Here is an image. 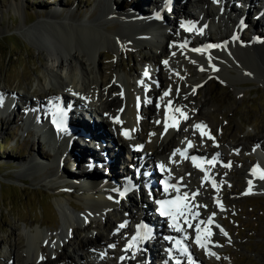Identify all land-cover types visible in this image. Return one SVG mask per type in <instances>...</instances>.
Here are the masks:
<instances>
[{"label": "rangeland", "instance_id": "374dc122", "mask_svg": "<svg viewBox=\"0 0 264 264\" xmlns=\"http://www.w3.org/2000/svg\"><path fill=\"white\" fill-rule=\"evenodd\" d=\"M15 1L0 0V87L27 92L31 96L37 95L35 100L42 99L44 103H46V101H44L45 98L43 99V96L46 95V93L40 91L39 87V91L33 90L35 88L33 85L36 82L37 76L41 74L44 67V54L41 49L34 45L37 40L30 33L33 24H38V21H46L54 26H65L66 23H70L71 21L77 23L80 19H82V21L80 20L82 24H88L86 22L94 17L97 19V21H95L97 24L95 25H99V28L101 27L103 33L110 37L115 36L116 34L121 36L128 35V40L132 41V39H130L132 36L141 38L146 33V31L138 29L137 26L141 28V23H143H139V20L148 16L152 17L153 15L145 8V6L148 7L149 0H116L120 3L119 5L121 8L138 7L137 4L139 3L142 5L147 14H141L135 17V21H132V17L130 16L128 18L125 17L124 14L121 18L117 19L114 18L117 16L116 13H114L113 18L109 17L107 15L108 10L106 9L109 5L108 2H105L106 0H59L60 3H57L58 0H49V4H46V0ZM109 1L111 2V0ZM10 2L16 4L18 7L17 11L9 6L11 4ZM67 3H69V6L73 4L74 9H76L74 14L70 11L67 12V14L72 16V19L69 15L60 13L47 16V13H50V9L57 4L64 6V13H66V10H68L69 7ZM185 3L186 0H180V3H178L177 6L180 7L181 4L184 5ZM23 5L24 7H22ZM256 6H258L257 2ZM102 7L106 13L105 17H108L107 21H103L105 17H102V15L98 16ZM191 8L194 9V6ZM122 12L124 13V11ZM158 16L161 17V15H157V17ZM100 17L102 18L100 19ZM58 20L62 21L59 22ZM98 20H101V22H98ZM157 20L161 27L166 28V21H170L174 24L176 20L175 11L173 14L169 13V15L165 13L161 19ZM262 20L263 18L260 19V22ZM134 22H137L138 25ZM105 23L111 24V26L109 27ZM260 25L261 24H257V26ZM215 28L213 29L217 32L220 31L221 27H219L218 30ZM160 32L162 33V31ZM210 35L212 36L211 33ZM215 35L216 34H214V36ZM52 36L54 38L57 37L56 35ZM256 39H258V37H256ZM240 41L241 40L239 39V43ZM168 45L171 47V44ZM141 47L142 46H140V48ZM150 49L155 53L161 50V47L152 48L151 45L145 44L140 51L133 49V47H128V49L125 47L120 54L124 50H128L127 52H123L119 56H116L115 54L108 56L106 52H110L109 46L108 44H104L100 49V52L103 53L100 56L102 57L105 67L109 68V73H112V77H115L116 72L120 74L127 73V76L130 78L134 77L136 80L137 74H134V70L135 73L136 70H139L138 64L141 61V57L150 55ZM218 54L222 55L221 52H218L213 56V67L217 68L220 66L218 62ZM237 55V59H240L241 64L238 65V71L233 70L231 72L235 77L228 73L226 74L225 72L223 73L225 77L222 76L219 79L218 73H216V70L213 68V72L210 73L212 75V81L208 87L201 86L196 94V88L192 87L189 83L192 70L197 67L195 66L198 60V57L196 58V56L190 55L189 57L192 60V63L189 62L184 68H173V70H171L168 68L169 66H165L163 69V77L162 79H159L163 85L165 83L166 89L169 93L168 96L172 97L178 95L180 98L181 96L179 92H182L184 89L186 90V94L183 95L188 97L186 102L180 100L177 102H180L184 116L186 115L189 120L185 119L181 122L179 127L181 128L183 125L184 126L181 131L179 130V132H177L184 137L194 133V128L198 121V117H194V115L196 114V109L199 105L198 107H201L199 117L206 119L203 120V123L207 128H211L215 135L212 139L207 140V146H211L212 140L217 139L220 142L219 147L222 149L223 154H225L223 159H226L228 155H234L232 156V166L225 174L228 175L229 178L221 183V194L224 193L221 198L223 204L219 207H215L213 205V202H216L215 199H213L215 192L208 191L206 188H201L200 196H202H199V199L201 200L199 205L200 209L202 211L215 209L217 214H221V217H224V220L227 223L226 231L228 232V238L225 240L221 236H218L217 230L213 231L208 237V244L212 241L211 245H214V253L221 252L222 258L214 259L213 255L208 252L206 246H195L199 257L201 256L202 264H264V187L258 186V191L255 193L248 192L243 197L237 196V193L246 186L244 176L247 167L250 164L257 162L256 157L252 156L254 150L253 144H257L256 142L259 141H264V64L259 61L257 55H252L251 53L247 55L239 52ZM103 57L105 58L103 59ZM209 60L212 61V58ZM114 61H117V68L113 67ZM193 66L195 67L192 68ZM220 70L223 71L224 69L221 68ZM181 73L182 79L179 77V74ZM187 73H189L190 77L187 76ZM50 91H53V89H50ZM114 93H116V91H114ZM9 106L11 111L16 114L18 107L12 100ZM22 111L23 108L19 107V116L17 118L4 117L2 119L0 116V246L2 249H6L8 244V247L15 248L14 252H18L22 256H25L28 251L26 239L27 242L30 240L31 230L39 228L44 233H47V235L59 231V215L53 210V204L55 201L58 200L63 207L65 205L64 208L67 207L64 202V199H67V197H60V199L56 193L53 194V191L55 190L48 187V184H50L48 183V180L50 179V182L53 180L55 185L62 184L61 189L68 188L80 192L81 189L85 187V184H82V180L86 182L87 180L92 179L91 177H95L94 180L97 181L94 182L98 183V181L102 179L98 178L99 175H101V173L105 175L106 168L95 167V165L91 163L94 167H88V173L80 172V166H78L75 161L78 150L74 147L83 148L81 144L82 140L87 139L85 136L83 138L78 137L77 142L80 143L79 146L77 145V142L75 144L73 143V137L70 138L65 134L67 137L68 150L66 149V151H63L61 150L62 148L59 147L56 149L53 156L55 158H45V156L51 157V153H49L52 152L51 143L50 141H47L46 144L42 143L34 134L24 136V128L19 126L17 120L23 116ZM152 117H154V115ZM230 118L231 121L229 122ZM83 122L85 123L86 121ZM86 123L85 125L88 124ZM110 130L112 132V128ZM234 131L238 134H236V137L232 136ZM114 133L116 136L117 130H114ZM205 135L210 136L208 133ZM253 136L256 137L252 138ZM220 137H222V140L219 139ZM108 140L115 148V140L111 137ZM223 142L227 144H223ZM29 143H32V145ZM259 148L260 147H258V150ZM59 152H61L59 161L62 160V162L60 166L59 164L57 165V168L63 167L65 168V172L70 171V174L73 170L76 175L77 173H81L80 176L77 175L78 179L71 180V182L76 185L73 188L66 186L71 185L72 183H66L63 178V176L70 177L73 174L62 175L56 173L58 170H55L56 161L54 162V160ZM262 152L264 153V151ZM70 155L73 156L72 161L69 160ZM101 158L103 159V156ZM156 158V156H153L154 162L156 161ZM39 163L40 165H38ZM122 165L126 168L130 166V163L125 162ZM85 167L86 164H82L80 169L83 170ZM216 172H219V170H216ZM220 175L221 173L219 172L218 176ZM261 175L262 172H259L257 177L259 178ZM229 180L231 181V187L227 185ZM254 180L252 178L249 179L252 184ZM103 181L107 182V180ZM78 185L81 186V189H78L80 188ZM89 185L98 187L95 186L94 183H89ZM254 185L258 184H253V188L256 187ZM51 187H54V185ZM92 205L93 206L90 207L91 216H89V218H92L91 227L89 229H80L81 233L78 231V237L72 238L69 236L67 237L68 239H64V249H62V251H57L59 253L65 252L71 255V257L68 255L69 259L67 260V264H78V258L76 255H80L84 260H88L87 263L90 264V256L87 253L78 252V241L86 243L90 237L97 235V240H100L98 241L99 243L98 246H96L95 251L102 252L104 250L102 241H106L107 236L106 232L101 229L102 226H104V220H97L96 218L100 215L99 213L103 211L92 213L96 208L94 204ZM49 208H52L53 212H51ZM109 210L112 211V215L109 217L110 224H114L119 220V216L117 212L113 213V209ZM75 211L78 210L75 209ZM96 223H99L100 226L97 227ZM75 229H77L76 226ZM69 232L67 231L66 233L68 234ZM66 233L64 231V235ZM62 237L63 236L61 235L60 238L62 239ZM18 239H21L22 241L20 245L17 244ZM117 239L118 238H115L114 241L116 242ZM50 243L52 244V242ZM160 249L161 246L159 250ZM50 254L51 252L49 255ZM15 255L16 254L11 257L12 260L15 259ZM111 258V254H108L104 259L101 258L100 260L103 261H100L98 264H116V261H112ZM141 262L143 264H150L151 262V264H160L159 258L155 259V255L151 258L147 256L141 258ZM17 263L18 262L14 261V264ZM127 264H131V260Z\"/></svg>", "mask_w": 264, "mask_h": 264}, {"label": "bare ground", "instance_id": "6f19581e", "mask_svg": "<svg viewBox=\"0 0 264 264\" xmlns=\"http://www.w3.org/2000/svg\"><path fill=\"white\" fill-rule=\"evenodd\" d=\"M149 1H151V0H149ZM173 1H174V3H172V4L169 2V0L164 1V3H166V9H169L171 14H173L174 11L176 10L174 7L175 4L180 3V0H173ZM199 1H201V0H186V3L184 5L181 4L179 7L182 11H184L185 16H187L189 18L191 17V19H193L194 24L196 26L192 29H195L197 27L198 33H200L198 31V27L204 25V23L202 21H199L196 18V16L190 15V14L188 15L187 10H186V5L190 4L191 6H198ZM259 1L261 2L260 5L256 6V0H244L243 5L246 6V9H244L242 7H240L241 9H238V6L241 4L240 0H235V1L234 0H225L226 6L224 4V7H226V10L223 11V13H226L227 11L231 12L233 14L238 12L239 13L238 15H243V17H238V18H241L242 20H244L246 17L251 18L253 16V12L259 11V13H261L260 16L264 17V11L263 12L260 11L263 0H259ZM105 2H108L109 6L106 7V9L108 10L107 15L111 18H113L114 13H116L117 16L114 17L115 19L121 18V16L124 14L125 17L128 18L130 16V17H132V21H135V17H137L141 14H143V15L147 14L146 10L142 7V5H140V3L137 4L138 7L134 6V7H130V8L129 7L121 8L119 5L120 3H118L116 0H111V2L109 0H106ZM46 4H48V0H46ZM151 4L152 5L160 4V1L154 0V2H152ZM215 5L216 4H213L211 7L209 4L208 5L209 7L204 9V11H205L204 13H206V15H207L210 12H212V8ZM10 6L14 10H17V8H18L15 3H11ZM145 8L147 10L151 9L150 7L148 8L146 6H145ZM122 9H125V10H122ZM194 10H195V7H194ZM122 11H124V13ZM52 13H54L53 10H52ZM156 14L161 15L160 12L156 11L152 15V17H150V16L146 17V21L141 23V29L146 31V33L147 32L151 33V34L157 33L156 32L157 31V28H156L157 25L154 23L153 17H156L157 19H161V17L160 16L157 17ZM162 16H164V14H162ZM178 16H179V14H178ZM101 18L102 17H100V19ZM107 18H108L107 16L105 17V19L103 18L104 19L103 21H107ZM254 19H256V20H254ZM254 19L252 21L253 31L254 32H258V31L263 32V30H261V26H257V24H260L259 18L256 17ZM98 22H101V20L100 21L98 20ZM134 23L138 25L137 22H134ZM158 24L160 25V23H158ZM165 24H166V29L168 30V32L174 30L178 34V36H180V39L177 40V39H174L171 34H168L167 37L162 35L163 37L166 38V40H167L166 43H172V48L168 49L167 47H165L164 53L165 52H168V53L173 52L172 56L181 59L180 60L181 66L180 67H176L175 65L174 66L177 69L186 67L188 65L189 61L185 56L189 55V52H191L192 55H195L196 58L198 57L200 59L199 61H197V63L194 61L196 63L197 67H196V69L192 70V73L190 75L191 79L189 80V83L192 84L193 87H196V85L208 87V85L212 81V79H211L212 75L210 73L213 72L212 71L213 68H214V70H216V73H218L219 78H221L222 76L225 77V75H223V73H225V72H226V74L228 73L229 75L235 77V75H232L233 73H231V72L233 70L238 71V65L241 64L240 59H237L238 52L239 53H245L247 55L249 53H251L252 55H257L259 61L262 64H264V45L263 44L260 45L256 39H252L251 37H248L247 39L242 40L241 39L242 36L241 37L237 36L235 38V40H230V39L225 40L224 46H222L220 48V50H222V53H223L220 56V61H219L220 66H219V68L213 67L212 62L209 60V57L213 53L217 52L218 49H216L214 51H210L209 53H204L202 51H200V52L194 51L193 49H190V47H194V46H196V44H193V40L188 37V35L186 34L184 29L179 30V24L176 23V20H175L174 24H172L170 21H166ZM57 26H59V27H57ZM161 31L163 33L164 30H161ZM30 33L37 40V42H35L34 45L37 48L41 49L42 53L44 54V67H43V70L41 71V74L37 78V85H38L40 91L46 93V95H44L43 97L47 96L50 100H52V103L51 104L48 102L44 103L42 99H39V100L32 99V96L29 95V93H27V92L19 93V92L14 91V90L7 89L8 91H10V93L14 92L13 94L16 95L20 101H23V104L28 103L30 105V107H44V106L48 107V106H50L48 108L49 112L46 114V116L49 120H52V117H53L52 115L54 113L55 106L59 103L60 98H62L63 100H65L66 98L73 99V97H75V95H74L75 94V91H74L75 86L80 87V86H83V84H84L83 90L80 91V93H79L83 97L82 101L79 100L77 97H75L74 101L77 103H79V102L82 103L85 107L90 108L91 110L96 112L98 114L97 116H100L98 126L102 128V131L100 134L95 136L96 139H99V140H103V138L109 139L111 137V135L109 134V133H111L110 129L113 126L114 128L118 129L116 141H114V144L120 143L122 141L121 136L119 135L120 128L117 127L116 125H112L109 122L108 117L114 116L117 113H122L123 118L126 120V125H128L129 121H133V119L131 117H129V113L131 112V110H133V109L138 110L139 109V112H140V117L138 118L139 119V123H138L139 130H138V132H136L133 135V137L137 140H140L141 142H143L145 144V149L141 153L140 160H142V159H146V160L144 162V165H142L141 170L144 171V169L146 167L148 168L147 172H144L143 175L147 174V176H150L149 183L151 185H154V182L151 178H153L152 176L155 175V173H154V171H152L151 167L148 166V161H149L151 156L158 157L159 153L168 152V156L170 157V165H171L170 169H169V174H174L175 177H177L179 175H183V173H186V172H188V174H193L195 172V169L190 168L185 162H183L176 155H172V151H176L177 149L185 148V147L189 146V144H187L186 142L181 141V140H183V137H180L179 140H177L173 136L172 132H173V129L175 127L173 125H176L177 119L173 123V125H170L169 128L164 133H163V126L161 123L162 115H161L160 123H157L156 121H150L149 120V115H152L153 111L156 110L155 105L158 104L162 100V98L160 96H161V93H163V90H164L163 87H160L157 90H155V88L151 89V94L154 97L155 102L150 107H148V112H145V110H144L145 105L143 103L141 106H139L137 104V101L139 99L140 100L143 99V97L141 95L142 92H139L137 90V88L142 84L141 81L138 80L139 76H137L136 83H135L133 81H130L129 79H131V78L129 76H127L126 74H120V73L116 72L115 74H117L118 76L120 75V77L122 78V80L125 81L126 84L122 87V93L121 92L114 93V91H117L120 89V85L115 83V82H110L111 76H113V75H110L109 68L105 67V65H104L102 57L100 56L103 53L100 52V49H101L102 45L108 44L110 52H106V54L108 56H111L112 54L119 56L122 49H124L128 45L125 42L129 39L128 35H122L121 36L119 34L118 35L116 34L115 36L110 37L109 35L102 32L101 27L99 28V26H96L95 24L91 25L90 23H89V25L88 24H82L80 20L77 23L71 21L70 23H66L65 26H63V25L54 26V25H51L49 22H46V21H38V24H33L31 26ZM52 35H56L57 37L54 38ZM224 36H225L224 33L222 35H219L218 40L224 39L227 35L225 37ZM143 37L137 38L136 36H132L130 38V39H132V41H130V42L135 43L136 46H138L137 48H140V46H142V45H144V43L146 44V42H148ZM227 37H229V36H227ZM200 39H201V41L198 38V41H197L198 44H201V42H203L206 39L207 40H210V39L213 40V37L210 35L209 30L207 28H205V32H203L202 35L200 34ZM239 39L241 40L240 43H239ZM196 49H200L199 46ZM104 56H105V54H104ZM151 56H152L151 57L152 60L154 62H156V64L158 65V72H157L158 76H157L156 81H159V79H162V77H163V69H164L165 63L161 59V57L156 55L155 53L151 52ZM182 56H183V58H182ZM104 58L105 57H103V59ZM116 62L114 61V65H113L114 68H117ZM221 68H223L224 70L221 71L220 70ZM201 69H203V70H201ZM171 70H173V69H171ZM61 74L66 75L68 78L65 86H69L68 91L71 94H73L72 97L62 94V90L64 89V86H63V81L60 77ZM81 76L84 77L83 80L80 79ZM112 78H114V77H112ZM144 82H147V80L143 81V83ZM50 87H54V91L49 92L48 88H50ZM101 87H103V88L100 89ZM91 89L93 90L94 93L90 96V95H88V91H90ZM184 94H185V92H184ZM35 96H37V95H35ZM87 97H89L88 101H86ZM147 101H149L148 97H147ZM169 101H171V99H168L165 102V104L166 103L169 104ZM177 105H179V102L171 101V104H169L170 107L171 106L176 107ZM121 106H123V107L120 108ZM164 108H165V105H164ZM199 110L201 111V107H198V111ZM105 111H109V112L115 111L116 113L108 114L107 117L105 118ZM157 116H160V115L158 114ZM62 117H63L62 115L59 116L57 118V121L58 122L62 121ZM138 119L135 118V121ZM199 121H201V120H199ZM230 121H231V118L229 119V122ZM136 123H137V121H136ZM96 126L97 125H95V126H91L88 124L85 125V123L83 121H81L77 118H73L72 122H71V128L69 131L66 132V135H68V137L71 138L74 135H76L75 130H78L79 134H78L77 138L73 141V143L75 144L77 142L78 137L83 138L85 136L86 138H88L85 130H88V129L90 130V128L94 130V128H96ZM107 127H108V130H107ZM261 129H263V128H261ZM236 134L237 133H235V131H234L232 133V136L236 137ZM255 137L256 136H253L252 138H255ZM257 137H259V136H257ZM190 139H191V137H190ZM95 142L97 144H99L98 141H95ZM108 142H109V140H108ZM29 144L32 145V143H29ZM262 144H264V141L262 142ZM77 145L80 146V143L77 142ZM228 145H229V143H228ZM230 145H231V142H230ZM232 145H233V143H232ZM74 148H76V150H78V152L76 153L75 161L77 162L78 166H80V168H81L82 164H86L87 162L90 164L93 163L95 165V167L97 166L96 162H98L100 164L101 168L102 167L106 168L105 175L103 173H101L102 179L99 181V182H101V186H98V187L93 186L94 189L91 192H100L101 196L104 197L105 201H107V202H111L112 200H114L115 197H113V194L111 191L112 189L109 188V185L113 184L112 188L116 187L114 185L113 181H115L114 178H115L116 173L119 172V167H120L119 162H121V159L122 160L124 159V161H125V157H121L119 155V151H118V155H115L112 148H107V149L103 150L101 153H97V152H95L94 149H92V148L88 149L87 147L82 148V147H76L75 146ZM209 151L213 152L214 156H221V150L217 147H210ZM213 153H210V155H212ZM90 154H94L95 157L91 156ZM105 155H107L108 158H105ZM60 156H61V152H59L58 155H56L55 160L53 159L54 162L56 161L55 170L59 169L56 173H60L62 175H64V174L71 175L70 172H68V173L65 172V170H64L65 168H63V167H61L62 169L57 168L58 161H59L58 158ZM102 156H103V159L101 158ZM69 160L72 161L73 156L70 155ZM157 161H159V159H157ZM39 165H40V163H39ZM213 165L214 164L206 167V170H209L211 172V174L214 173ZM182 167L184 168V172H181ZM111 168H113V169H111ZM255 168H257V171L255 174H249V173L247 174L248 178H250V179L252 178L253 180L255 179L254 180L255 182L253 181V184H255V183L258 184V185H254L256 187L253 189L252 188L253 184L250 183L248 180V182H247L248 184L246 185V187L249 188V191H251L252 193L253 192L255 193L256 191H258V189H257L258 186L264 187V179H261V177H259V178L257 177L258 176L257 172L261 171V170L263 171L264 167H263V165H261L258 162L255 165ZM82 171H85V169H83ZM82 171H80V172H82ZM126 172H130V171H127V169H126ZM77 175L80 176L81 173H77ZM261 176H264V174H262ZM255 177H257V178H255ZM66 178H69V177H66ZM103 180H107V182H104ZM182 182H185V181L182 180ZM200 182H202L201 179H200ZM48 183H50V186L54 185L53 180H52V182L49 181ZM71 183L73 185L72 184L71 185L65 184V185L68 187H71V188L76 186L73 182H71ZM89 183L93 184V179H89L86 182L84 180H82V184H85V186H91V185H89ZM106 183H108V185H106ZM78 187H80L78 189H81L80 185H78ZM152 188H155V187L153 186ZM186 188H190V187H186ZM195 188H199V185L191 187L190 190L195 189ZM205 191H207V190H205ZM196 197H195V200H196ZM148 198L149 197L146 198L147 202H148ZM71 199H73V197L68 195L67 201L69 204H70ZM80 199H86V198L83 195H81ZM96 199H97V195L93 194L91 201L93 202V200H94V202L97 203ZM195 200L192 202V207H191L190 211H183V208H182L178 212H183V215L182 216L177 215L178 218H183L184 220H188L189 222L192 218H195V220H194L195 223L193 224V230L196 229V225H198V224H199V226L201 225L200 224L201 221L206 222V221H209L207 219H210V218L212 220L211 224L214 221V219L212 217H209V216L203 217L202 213L199 211L197 205L195 204ZM55 202H56L57 206H60L58 200ZM146 205L148 206L149 204H146ZM64 207H65V205H64ZM122 211H125V210H122ZM59 213H60L61 219L65 220L66 215L62 211H60ZM110 215H112V211L107 210L104 214V217H103L104 226H102V228L108 232V238L113 239L115 235L110 233V230L112 228V227H110V224H109L110 223V221H109ZM130 216L131 215H127V213H126V215L121 214L120 221L126 217L130 218ZM164 222H166V220H164ZM37 223H38V221H37ZM72 223H75V222L69 223V226H70V229L72 230V233H73L72 238H75V237H78L77 235H79L78 231L80 232V229L81 230L82 229H89L91 227L92 220L87 221L86 223H84L83 226L78 225L79 226L78 227L77 225H75L77 227V229H75L71 225ZM187 224L188 223H185V225H187ZM96 226L99 227L100 224L96 223ZM64 227H66V225L65 226L63 225V228ZM170 228H171V226H170ZM61 231H63V230L61 229ZM183 231H184V233L186 232L185 226L183 228ZM121 233L122 232H120L119 234L121 235ZM30 234H31V237L29 238L30 240H28V242H27L28 250L29 251L31 250L30 252L27 251V254L25 256H22L18 252H14L15 248L8 247V254H7L8 256L4 257V256L0 255V260L3 261L5 259L4 261L6 262L9 260V258H11L14 254H16L15 259L18 262V264H62L69 258L68 255H70V254H67L65 252H63V253L56 252L54 259H52V257L50 256L52 254V251H50L48 249V246H46L43 242H41L40 233L38 232V228L35 229V233L32 232ZM99 240H97V235H95L94 237H90L86 243H83L82 241H78L79 242L78 252L79 253H81V252L87 253L91 258L90 263H92V261H100V259L102 258V256H101L102 254L95 251V247L98 246ZM21 242H22L21 239H18L17 244L20 245ZM211 244H212V241L209 245H211ZM63 247H65L64 243H63L62 249H63ZM215 247H216V245H215ZM105 249L107 250V252H111L109 247L106 246ZM50 252H51V254L49 255ZM156 254H157V248H156V245L154 242V246L152 249H150L148 251V255L151 258ZM143 255H144V253H143ZM77 257L79 259V264H86L88 262V260H84L83 258H81L80 255H77ZM132 257H134V256H131V258ZM122 263H125V259L120 260L118 264H122Z\"/></svg>", "mask_w": 264, "mask_h": 264}, {"label": "snow or ice", "instance_id": "6c2138e0", "mask_svg": "<svg viewBox=\"0 0 264 264\" xmlns=\"http://www.w3.org/2000/svg\"><path fill=\"white\" fill-rule=\"evenodd\" d=\"M181 26L184 27V25H181ZM208 47H219V46H218V45H209ZM194 51L200 52L201 49H194ZM209 59H211V58H209ZM164 63L166 64L167 61H165ZM201 70H203V69H201ZM144 75H145L146 77L149 75V73L147 72V70H145ZM141 83H143V81H141ZM164 95L167 96V95H169V93H168V92H165ZM2 101H3V96L0 95V103H2ZM169 104H171V101H169ZM175 111H177V112H181V110H180L179 108L175 109ZM181 114L184 115L183 113H181ZM53 117H54V118H53V123H58V121H57V119H56V113H53ZM184 118L187 119V116L185 115ZM60 122L62 123V121H60ZM157 123H159V121H158ZM173 126H175V125H173ZM167 127H168V125L165 124V130H167ZM195 127H196L197 129H200V128L204 127V126H203V125H196ZM125 135L127 136L128 133L126 132ZM201 135H204V133L202 132ZM209 138H212V137L209 136ZM189 146H191V142H189ZM176 151H177V152H180V149H177ZM191 159H192L193 162L195 163V161L197 160V157H191ZM213 159L215 160L216 158L214 157ZM161 167H163V166H161ZM257 167H258V166H257ZM256 171H257V168H254V169L252 170L253 174H255ZM206 178H207V177H206ZM261 179H264V176H261ZM250 183H251V182H250ZM165 191H167V188L165 189ZM197 194H198V193H197ZM185 195H187V194H185ZM158 203L161 204V205L163 206L164 204L169 203V202H168V201H163V200H162V201H158ZM185 207H187V205H185ZM161 214H164L163 210H162V213H161ZM177 215H178V216H182V215H183V212H178ZM214 215H215V214L213 213V216H214ZM211 222H212V220H211V218H210L209 221H208V223H211ZM185 223H188V226H189V227H192L191 223H190L188 220H185ZM203 223H205V222H204V221H201V222H200V224H203ZM170 226L174 227L177 231H182L180 225L177 224V223H174L173 225H170ZM120 227H124V225H121ZM205 231H206V230H205ZM221 231L223 232V229H221ZM196 232H197L196 243H197L198 245H200L201 247H204L205 245L202 244V243H201V240H200V235H199V234H200V232H201V228H200L199 224L196 225ZM224 235H227V233L224 232ZM210 254L215 255V253H210Z\"/></svg>", "mask_w": 264, "mask_h": 264}]
</instances>
